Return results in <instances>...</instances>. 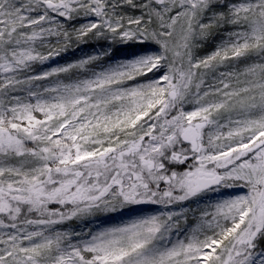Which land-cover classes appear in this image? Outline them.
<instances>
[{
  "label": "snow or ice",
  "instance_id": "obj_1",
  "mask_svg": "<svg viewBox=\"0 0 264 264\" xmlns=\"http://www.w3.org/2000/svg\"><path fill=\"white\" fill-rule=\"evenodd\" d=\"M0 264H264V0H0Z\"/></svg>",
  "mask_w": 264,
  "mask_h": 264
},
{
  "label": "rangeland",
  "instance_id": "obj_2",
  "mask_svg": "<svg viewBox=\"0 0 264 264\" xmlns=\"http://www.w3.org/2000/svg\"><path fill=\"white\" fill-rule=\"evenodd\" d=\"M69 58H71V57H69ZM63 62V61H62Z\"/></svg>",
  "mask_w": 264,
  "mask_h": 264
}]
</instances>
